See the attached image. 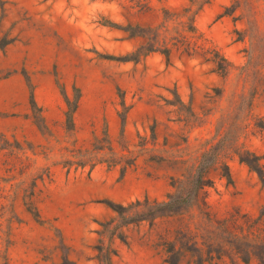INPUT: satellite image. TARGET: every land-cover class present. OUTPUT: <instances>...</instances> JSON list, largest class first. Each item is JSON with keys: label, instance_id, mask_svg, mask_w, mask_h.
I'll list each match as a JSON object with an SVG mask.
<instances>
[{"label": "rangeland", "instance_id": "rangeland-1", "mask_svg": "<svg viewBox=\"0 0 264 264\" xmlns=\"http://www.w3.org/2000/svg\"><path fill=\"white\" fill-rule=\"evenodd\" d=\"M107 21L208 52L110 59L146 39ZM2 38L0 264H106L98 246L111 264H261L264 184L239 156L264 164V0H0ZM210 147L190 207L110 233L105 201L163 200Z\"/></svg>", "mask_w": 264, "mask_h": 264}, {"label": "trees", "instance_id": "trees-1", "mask_svg": "<svg viewBox=\"0 0 264 264\" xmlns=\"http://www.w3.org/2000/svg\"><path fill=\"white\" fill-rule=\"evenodd\" d=\"M187 12L188 8L183 9ZM167 13V11H164ZM166 19L168 16L165 15ZM189 23L184 22V29L189 31H195L196 28L193 24L194 15H188ZM112 26H115L123 31H125L128 36H142L146 41L132 50L130 53L121 56L108 55V58L118 60V61H138L142 57L146 56L151 52H160L169 60L172 49H180L182 52L188 55H193L194 53H201L203 56L208 52L204 49L203 45L197 44L196 42L189 41L185 36L180 35L178 37H172L171 45L168 46V40L164 36L160 39V34L158 28H143L138 25L127 24L126 26L118 25L107 21ZM0 43V48H4L10 40L2 38ZM216 64V67L220 70L219 72L224 75L226 72L225 65H220L214 59H210ZM77 97V96H76ZM64 100L67 105L65 110L66 125L69 129L73 128L74 119L73 115L77 108V101L72 102L69 97L64 93ZM31 103L33 106L36 105L33 93L31 92ZM247 155H240V161L247 164V166L256 172L261 182L264 184V164L261 162L262 156L257 155L254 152L247 151ZM217 151L215 147H210L204 150L199 158L198 164L196 165L193 173L186 181H179L178 184L174 185L175 190L166 194L163 200L151 199L148 196H144L142 199H135L127 204L116 203L111 200L105 201L106 205L114 212L120 220L118 226H113L110 229V233L115 234L116 230L120 226H126L131 223H138L141 221H147L151 224L156 218L164 215L176 214L186 208L190 207L197 199L198 192L204 187L210 184V179L207 177L208 169L216 162ZM226 177L230 179V174L227 171ZM118 238L124 240V235L122 232L116 234ZM99 254L101 257L104 256L105 259L98 257L100 262H106V264H111L108 256L111 253H115V249H104L102 246H98ZM106 260V261H105ZM260 263L264 264V255L260 257ZM170 264H176L175 259L170 261Z\"/></svg>", "mask_w": 264, "mask_h": 264}]
</instances>
